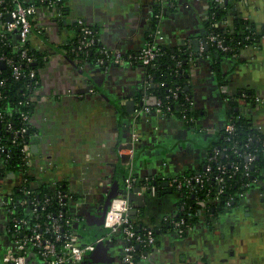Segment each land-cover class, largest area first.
<instances>
[{"label":"crops","instance_id":"obj_1","mask_svg":"<svg viewBox=\"0 0 264 264\" xmlns=\"http://www.w3.org/2000/svg\"><path fill=\"white\" fill-rule=\"evenodd\" d=\"M155 4L156 0H66L68 11L60 21L53 8L43 5L32 20L30 46L46 59L37 68V98L29 118L35 131L29 173L49 189L62 185L67 212L76 218L78 242L94 243L81 264H121V236L109 234L101 216L107 199L109 207L112 198L127 194L118 147L133 132L138 135L134 174L164 180L203 168L209 144L225 124L226 93L248 90L261 100L240 101V108L264 133V37L223 60L224 86L217 84L209 56L191 60L189 84L193 106L200 111L199 131L185 128L173 116L142 110L156 97L136 100L145 68L132 63L129 55L148 36L164 46L186 43L196 52L207 35L208 0H175L173 8L163 5L156 28L159 39L150 32ZM234 13L264 29V0H237L220 24L224 30H231ZM78 19L94 29L98 42L121 55L119 63L101 68L67 56L64 46L75 38L73 24ZM128 100L134 102L133 113L128 112ZM20 182L19 172L0 180V258L12 244L4 232L9 218L4 199ZM168 184L171 192L160 183L145 192L143 200L130 204L136 208L133 217L129 215L133 222L155 226V241L136 264H264V178L247 188L234 206L211 217L203 209L205 200L193 196L201 208L194 229L184 235L163 223L165 217L180 213Z\"/></svg>","mask_w":264,"mask_h":264},{"label":"trees","instance_id":"obj_2","mask_svg":"<svg viewBox=\"0 0 264 264\" xmlns=\"http://www.w3.org/2000/svg\"><path fill=\"white\" fill-rule=\"evenodd\" d=\"M0 10H7L12 7L10 0H0ZM66 0H32L38 6H46L53 4V8L60 16L57 19L60 21L63 16L67 14L68 8L65 5ZM237 0H225L223 6H219L213 0H208L207 17L204 20V29L207 35H216L218 39L222 40L223 48L217 46L215 42H211L204 36L202 40L203 50L199 49L193 52L191 47L186 43L177 46H164L161 45V54L153 61L152 64L144 65V79L145 82L140 92L136 95V100L143 96L153 95L162 102L163 112L167 116H173L182 120V115L185 114V119L182 120L185 128L189 130H200L197 120L200 117V111L193 106L192 95L189 84V73L191 60L195 57L209 56L211 60V69L214 78L218 85L224 86L226 84L225 74L221 69V64L225 58H233L243 47L248 45H256L262 37H264V29H259L255 26L254 22L234 13L231 30H224L220 25L225 19L227 13L234 8V3ZM175 0H156L155 6L152 8L151 27L150 32H154L157 28L158 18L161 15L163 5L173 8ZM4 18V16H3ZM76 29L75 38L65 44L64 48L67 50V56L73 58L74 53L70 48L76 44L80 36V28L75 22ZM90 27V26H89ZM91 30L94 29L90 27ZM150 35V34H149ZM94 38L97 40L96 33ZM151 36L147 37L151 41ZM100 42L95 41L92 48L88 50L87 54L79 51L80 56H84L85 60L94 64L96 59L100 56L99 51L102 48ZM29 53L33 55V61L29 64L22 65V71L26 72L30 68L36 69L42 65L46 59V54L30 48ZM11 57L13 62L18 60V55L14 53L11 48L0 44V56ZM139 63V62H135ZM12 67L5 64H0V78L3 79V85L0 86L2 97L0 98V111L3 114L0 123V180L7 177L10 173L23 171L27 165L22 160L20 145L23 140L32 143L34 137V130L32 126L21 120L20 114L27 111L30 115L33 112L35 101L30 100L26 105L19 104L20 100H26L31 96L37 98L35 90L38 83L35 79L28 76L20 75L14 78L12 75ZM38 78V76H37ZM175 91V95L171 93ZM224 98L228 103V108L225 112V123L231 122L233 124L232 132L228 133L221 129L208 147V155L204 161L203 168L199 171L204 177L202 185L183 186L180 190L173 187V192L178 200V207L183 205L185 210L183 215L195 224L198 217V208H201L199 203H196L192 197H198L205 200L203 209L207 216H213L221 212L223 209L234 206L238 199L237 194L244 191V184L251 183L255 185L259 180L264 178V133L256 128L249 115L240 108V101L250 104L254 102V95L251 91H238L234 94H224ZM143 105V104H142ZM144 106V105H143ZM142 106V107H143ZM168 107V110H166ZM140 108V107H139ZM13 122V128H18L24 124L27 126V131L16 137L15 142L12 141L13 131L7 130L5 127L6 122ZM217 153L215 154V152ZM252 154L254 159L248 164V175L244 174L243 168L246 163V156ZM210 168L205 170V166ZM217 165H222L225 173L222 174L223 180L218 185L214 176L218 174L216 169ZM236 165V169L233 168ZM190 174H195L192 172ZM188 175V174H183ZM136 187L142 184H151L159 187L161 178H139L136 176ZM32 179V176L28 177ZM222 188L218 194V201L212 203V199L216 196L219 189ZM22 186L17 185L12 190L11 194L7 196L6 210L8 217H21L23 216L24 207L21 206L20 200L24 197L21 191ZM56 190L64 192L62 185L56 184ZM45 197H49V201L44 203ZM66 199V194H65ZM32 202L38 203V209L33 217L34 222L42 224L48 223L47 214L50 216H57L62 211L64 216L69 215L67 212L66 204H59L54 189H49L46 185L41 184L37 187L33 194L28 197L27 205L30 206ZM183 203V204H182ZM61 210V211H60ZM178 216V215H177ZM177 216L168 217L169 219ZM169 219L164 221V225L168 226ZM132 220V219H131ZM63 222V218L61 219ZM138 230L143 226H152L153 224H137L133 222ZM41 224V225H42ZM155 235V230L153 231ZM150 245L136 244V260L138 261L140 253H147ZM29 251L34 252L30 249ZM31 253H29L30 255ZM30 256L29 259H32Z\"/></svg>","mask_w":264,"mask_h":264},{"label":"built area","instance_id":"obj_3","mask_svg":"<svg viewBox=\"0 0 264 264\" xmlns=\"http://www.w3.org/2000/svg\"><path fill=\"white\" fill-rule=\"evenodd\" d=\"M219 6H223L225 0H213ZM1 2V1H0ZM13 4L10 9L0 10V44L11 48V50L18 55V60L13 62L11 57L0 56V64L9 65L12 67L11 75L14 78L20 75L28 76L29 78L35 79V83H38L36 69L30 68L26 72H23L22 65L32 63L33 55L29 53L31 48L29 43L30 33L32 29V20L37 13L38 5L34 4L32 0L24 3L20 0H10ZM47 7L53 8V4L49 2ZM54 9V8H53ZM55 11V10H54ZM9 14L10 19H7L6 15ZM57 16L60 14L55 11ZM4 16V18H3ZM77 25L80 28V36L78 37L76 44L70 48V51L74 53L75 61L86 63L89 65H95L101 68H106L108 62L119 63L121 55L113 52L110 48L102 46L99 51L100 56L96 59L95 63L92 64L85 60L84 56H80L79 51L87 54L95 41L94 32L91 28L86 25L81 19L76 20ZM155 35L160 36L158 31L155 30ZM207 39L211 42H215L218 47L223 48L222 40L218 39L216 35H206ZM161 42L160 41H146L143 46L133 54L129 55V60L132 63L139 62L144 65L152 64L153 61L161 54ZM199 50H203V44L200 45ZM3 85V79L0 78V86ZM36 91V90H35ZM91 91V89H90ZM36 93V92H34ZM171 93L175 95V91L171 90ZM2 97L0 92V98ZM30 100H36L34 96L27 98L26 100H20L19 104L26 105ZM260 102L261 100L254 97V102ZM143 111L149 112L155 110L158 113L163 112L162 102L160 99L154 101L153 105L144 106ZM168 110V107H166ZM165 115V114H164ZM21 120L29 123L30 114L27 111H23L20 114ZM3 114L0 111V123L2 121ZM185 119V114L182 115V120ZM181 120V121H182ZM5 127L7 130L13 131L12 141L15 142L18 135L23 134L27 131L26 124L13 128V122H6ZM257 128V127H256ZM224 131L230 133L233 130V124L226 122L223 126ZM258 129V128H257ZM138 141V135L132 133L130 138L125 142H121L118 147L119 161L120 164L126 169V177L124 179V187L126 191H130L136 187V177L133 172V152L136 142ZM20 151L22 154V160L27 167L20 171L21 182L18 184L22 186L21 191L24 197L20 200V205L24 208L23 216L21 217H9L8 223L5 228V233L12 238V244L6 248L5 253L0 258V264H81L86 259L87 254L94 250V243L80 244L78 237L74 232L73 225L75 217L71 214L64 216L62 211L57 216H50L47 214L48 223L42 224L40 222H34L33 217L38 209V203L32 202L30 206L27 205L28 197L33 194L34 190L40 186L34 179H29V167L32 162L33 152L29 142L23 140L20 145ZM217 151L215 152V154ZM254 159L252 154L246 156V163L243 168L245 169L244 174L248 175V164ZM209 166H205V170H209ZM236 169V165H233ZM216 169L218 174L214 176L215 182L220 185L223 180L222 174L225 170L222 165H217ZM164 179L162 178V181ZM176 190H180L183 186L202 185L204 181L201 173L179 175L165 178ZM244 191L251 187V183L244 184ZM155 186L151 184H142L138 186L137 195H142L145 192L154 190ZM222 188L216 193L212 203L218 201V194ZM244 191L237 194V199H240L244 195ZM55 196L59 201V204H66L65 194L60 190L54 189ZM49 201V197H45L44 203ZM6 205V201H4ZM183 204V203H182ZM180 213L177 217L169 219L164 218V221L169 219V228L176 234L184 235L191 232L194 229V224L188 221V219L182 214L185 210L183 205L179 206ZM130 204L127 198L123 196H116L111 199L110 205L105 212L103 218V226L108 230L109 234L120 235L123 241L122 245V256L120 258L121 264H136V244L151 245L155 241V235L153 231L155 227L143 226L140 230L135 226L131 220L128 211ZM199 215V214H198ZM63 218V222L61 219ZM42 224V225H41ZM98 239L97 241H99ZM30 249L34 252L29 251ZM29 253H31L29 255ZM145 253H140L139 258L144 257ZM33 256L32 259H29Z\"/></svg>","mask_w":264,"mask_h":264},{"label":"water","instance_id":"obj_4","mask_svg":"<svg viewBox=\"0 0 264 264\" xmlns=\"http://www.w3.org/2000/svg\"><path fill=\"white\" fill-rule=\"evenodd\" d=\"M6 17H7V19H10L9 14H7ZM192 43H193V49L197 50V48H198V40L194 39L192 41ZM126 105L130 106V109L128 110V112L129 113H133L134 109H135L134 102L132 100H128L126 102ZM161 185L168 188L167 192H171L172 191V188L169 186L168 181H166V180L161 181ZM137 191H138V187H135L134 189L128 191L127 194L123 195V197L127 198L129 204H131V203H133L135 201L139 202V201L144 199L143 194L142 195H136L135 194ZM107 202H108V199H107V201H106V203L104 204V207H103V212H102V216H101L102 218H104L105 212H106L107 207H108L107 206ZM135 209L136 208H134V206L130 207V209L128 211V214L131 217H133V215L135 213ZM145 255H146V253H145Z\"/></svg>","mask_w":264,"mask_h":264}]
</instances>
